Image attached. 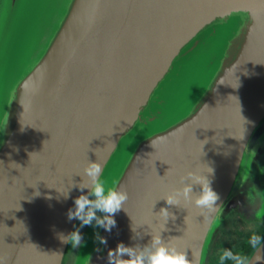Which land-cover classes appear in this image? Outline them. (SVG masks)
<instances>
[{
	"label": "water",
	"instance_id": "95a60500",
	"mask_svg": "<svg viewBox=\"0 0 264 264\" xmlns=\"http://www.w3.org/2000/svg\"><path fill=\"white\" fill-rule=\"evenodd\" d=\"M89 161L129 195L111 232L67 218ZM189 172L215 214L166 203ZM235 211L264 221V0H0V264H108L152 235L206 264Z\"/></svg>",
	"mask_w": 264,
	"mask_h": 264
},
{
	"label": "clouds",
	"instance_id": "9594fccd",
	"mask_svg": "<svg viewBox=\"0 0 264 264\" xmlns=\"http://www.w3.org/2000/svg\"><path fill=\"white\" fill-rule=\"evenodd\" d=\"M209 169V173H212L213 169L210 167ZM102 172L103 166L100 162H88L84 169L83 182L74 185L81 190L82 194L75 199V207L69 209L67 218L69 221L79 219L80 228L84 226L102 227L111 232L116 226L114 215L124 207L129 195L123 185L119 188L106 187L105 180L101 178ZM187 181L191 182L187 183ZM180 183L182 185L180 189L164 197L168 205H180L183 199L191 201L197 208L202 209V215L204 213L212 215L218 211L217 201L220 197L213 189L208 175L199 176L189 172L181 177ZM193 184L202 186L201 192L196 196H193ZM84 189H90L88 194H83ZM98 212L103 215H97ZM160 213L164 216L165 222L172 215L167 207L162 208ZM172 219L175 217L172 216ZM59 238L62 244H71L72 248L80 247L83 242L79 228L67 236L60 234ZM95 238L99 244L107 245V239L100 236L99 232L96 233ZM248 243L253 250H258L264 245L262 237L256 234L254 229ZM218 259L219 264H224L225 261H231L233 264H252V259L248 255L234 253L231 249H222ZM107 261L108 264H191L186 250L178 248L175 244L163 239L161 235H152L151 241L144 246H126L121 242L116 249L108 251Z\"/></svg>",
	"mask_w": 264,
	"mask_h": 264
},
{
	"label": "rangeland",
	"instance_id": "374dc122",
	"mask_svg": "<svg viewBox=\"0 0 264 264\" xmlns=\"http://www.w3.org/2000/svg\"><path fill=\"white\" fill-rule=\"evenodd\" d=\"M239 213V212H238ZM237 214L232 216L225 227L217 234L212 242L207 264H218L219 254L222 249H231L233 252L241 240L257 228L260 219L254 220Z\"/></svg>",
	"mask_w": 264,
	"mask_h": 264
},
{
	"label": "trees",
	"instance_id": "16d2710c",
	"mask_svg": "<svg viewBox=\"0 0 264 264\" xmlns=\"http://www.w3.org/2000/svg\"><path fill=\"white\" fill-rule=\"evenodd\" d=\"M263 233H264V227H263V229L260 232H258V231L256 232V234H258L260 236H262ZM251 234L241 240V242L239 243V245L236 247V250L234 251V253H242V254H245V255H248L249 256V254L253 250L251 248V246L249 245V243H248V241H249V239L251 237ZM207 263H208V260H207ZM224 264H233V262H231V261H225Z\"/></svg>",
	"mask_w": 264,
	"mask_h": 264
},
{
	"label": "flooded vegetation",
	"instance_id": "af4514ba",
	"mask_svg": "<svg viewBox=\"0 0 264 264\" xmlns=\"http://www.w3.org/2000/svg\"><path fill=\"white\" fill-rule=\"evenodd\" d=\"M237 214H239L237 211H235L234 213H232L222 224V226L219 228V230L217 231V234H219V232L225 227L226 223L230 220V218L233 216H236ZM243 216V215H241ZM245 217V216H244ZM258 218H254V220H257ZM251 220V219H250ZM264 227V221L258 222L257 228L254 229L256 232H260ZM216 234V235H217ZM264 234V233H263ZM212 248V246H211Z\"/></svg>",
	"mask_w": 264,
	"mask_h": 264
}]
</instances>
